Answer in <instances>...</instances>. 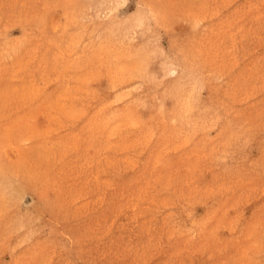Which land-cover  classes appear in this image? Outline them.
Listing matches in <instances>:
<instances>
[{
    "label": "rangeland",
    "instance_id": "1",
    "mask_svg": "<svg viewBox=\"0 0 264 264\" xmlns=\"http://www.w3.org/2000/svg\"><path fill=\"white\" fill-rule=\"evenodd\" d=\"M0 264H264V0H0Z\"/></svg>",
    "mask_w": 264,
    "mask_h": 264
}]
</instances>
